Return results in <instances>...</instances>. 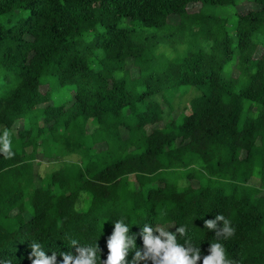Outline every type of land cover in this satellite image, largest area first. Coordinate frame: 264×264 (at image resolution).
<instances>
[{
	"label": "trees",
	"instance_id": "trees-1",
	"mask_svg": "<svg viewBox=\"0 0 264 264\" xmlns=\"http://www.w3.org/2000/svg\"><path fill=\"white\" fill-rule=\"evenodd\" d=\"M5 129L0 261L36 242L62 264L73 239L106 259L121 219L138 247L145 223L183 225L203 257L223 214L227 258L264 264V0H0Z\"/></svg>",
	"mask_w": 264,
	"mask_h": 264
},
{
	"label": "clouds",
	"instance_id": "clouds-1",
	"mask_svg": "<svg viewBox=\"0 0 264 264\" xmlns=\"http://www.w3.org/2000/svg\"><path fill=\"white\" fill-rule=\"evenodd\" d=\"M0 153L5 159L15 155L7 129L0 136ZM204 228L215 232L216 242L210 243L209 254L203 257L201 248L188 237V229L183 225L176 227L173 232L159 225L145 223L139 233L142 247H138L136 236L129 235L130 228L123 219L114 222L113 232L107 239L106 259L101 258L103 249L99 243L80 246L75 239L70 242V248H74L75 253L60 252L59 256L62 257V264H200L201 260L202 264H233L226 256L224 244L220 242L234 236L235 228L231 226V221L223 214H217L214 219L204 221ZM178 237L184 239L183 244L178 242ZM30 247L29 259L32 264H57L56 252L49 256L36 242L31 243ZM130 251L134 252L131 261L128 260ZM0 264H12V261L3 260Z\"/></svg>",
	"mask_w": 264,
	"mask_h": 264
},
{
	"label": "rangeland",
	"instance_id": "rangeland-1",
	"mask_svg": "<svg viewBox=\"0 0 264 264\" xmlns=\"http://www.w3.org/2000/svg\"><path fill=\"white\" fill-rule=\"evenodd\" d=\"M244 6H241L239 9L240 10H241V8L244 9ZM198 10H199V7L198 6H192L189 9L190 12H197ZM242 11H244V10H242ZM197 43H198V41L195 42V44H197ZM186 44H187V40L186 39L180 40V41H178L177 44H174L172 46L171 45H168V44L167 45L165 44V46H163L160 51H165L168 54V56H178V55H181L182 54L183 48L186 47ZM260 52H261V48H259L258 53L256 55L258 56V54ZM161 59H162L161 56L160 57H157V58H154L153 57L152 61L146 67V72H150V71L159 72L160 69L158 68V64L161 61ZM133 70H136V69L134 68ZM135 72L132 73L133 76H134ZM185 90L188 91V92H192V93L186 94L187 96H185V97H181V98L175 99L174 105H173V107L175 108V110L183 111L184 108L188 104L189 98L191 99V97H193L196 94H199L200 93L198 90H195L194 88H190V87H183V89H180V91H185ZM58 165L59 164H57V163L56 164H43V163H41L40 164L39 172L41 174H44V175L45 174H48L52 170L56 169L58 167Z\"/></svg>",
	"mask_w": 264,
	"mask_h": 264
},
{
	"label": "crops",
	"instance_id": "crops-1",
	"mask_svg": "<svg viewBox=\"0 0 264 264\" xmlns=\"http://www.w3.org/2000/svg\"><path fill=\"white\" fill-rule=\"evenodd\" d=\"M36 167V166H35ZM38 169H40V166L38 167Z\"/></svg>",
	"mask_w": 264,
	"mask_h": 264
}]
</instances>
